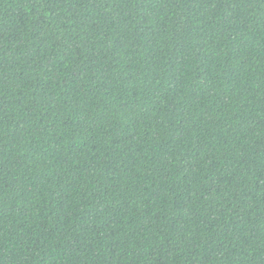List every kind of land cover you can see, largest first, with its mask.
I'll return each instance as SVG.
<instances>
[{
	"label": "trees",
	"instance_id": "trees-1",
	"mask_svg": "<svg viewBox=\"0 0 264 264\" xmlns=\"http://www.w3.org/2000/svg\"><path fill=\"white\" fill-rule=\"evenodd\" d=\"M0 264H264V0H0Z\"/></svg>",
	"mask_w": 264,
	"mask_h": 264
}]
</instances>
